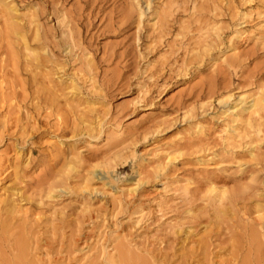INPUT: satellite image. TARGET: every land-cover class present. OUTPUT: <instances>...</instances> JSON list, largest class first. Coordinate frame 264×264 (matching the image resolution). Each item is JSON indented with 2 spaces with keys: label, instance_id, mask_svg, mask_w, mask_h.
I'll list each match as a JSON object with an SVG mask.
<instances>
[{
  "label": "rangeland",
  "instance_id": "obj_1",
  "mask_svg": "<svg viewBox=\"0 0 264 264\" xmlns=\"http://www.w3.org/2000/svg\"><path fill=\"white\" fill-rule=\"evenodd\" d=\"M0 82V264H264V0H0Z\"/></svg>",
  "mask_w": 264,
  "mask_h": 264
},
{
  "label": "bare ground",
  "instance_id": "obj_2",
  "mask_svg": "<svg viewBox=\"0 0 264 264\" xmlns=\"http://www.w3.org/2000/svg\"><path fill=\"white\" fill-rule=\"evenodd\" d=\"M12 8V7H11ZM17 13V12H16ZM143 19H144V15H143V13H141L140 14V17H139V26L138 27H140L141 26V24H142V22H143ZM33 23V22H32ZM37 32H38V30H37ZM37 34V33H36ZM62 40L69 46V47H71V49L73 48V45H72V42L74 41L73 40V37H72V35H71V33L68 31L67 32V34L66 33H64L63 34V37H62ZM34 56H36V55H34ZM227 57V56H226ZM222 59H225V58H222ZM221 59V60H222ZM226 61V60H225ZM1 83V82H0ZM4 83V82H3ZM10 88V87H9ZM12 86H11V93H12V95H7V96H9V101H15L16 102V100H17V98L19 97V95H18V93H16L15 92V90H14V88H13V90H12ZM72 91V90H71ZM36 93H38V92H36ZM4 94V93H3ZM9 94V93H8ZM2 95V94H1ZM34 95V94H33ZM32 95V96H33ZM39 95V94H38ZM38 95H34L33 96V100H37L38 99V103H37V107H39V96ZM23 96H24V98H22V101H26L27 99H28V97H29V95L27 94V92H26V94H23ZM230 97H232V95L230 96ZM242 99V98H241ZM7 100V99H6ZM223 100V99H222ZM244 100V99H243ZM242 100V101H243ZM253 100V99H252ZM1 101V100H0ZM5 101V99L4 98H2V105H4V103L6 102H4ZM221 101V100H220ZM263 102V101H262ZM261 102V103H262ZM260 102H259V99H258V101L257 100H253V104L252 105H250L251 107H252V112L253 113H259V111H260V109H261V105L259 104ZM12 104V103H11ZM19 105V104H18ZM264 105V104H263ZM3 107V106H2ZM17 107V106H16ZM237 107V106H236ZM243 108V107H242ZM241 108V109H242ZM20 109V108H19ZM231 109V108H230ZM263 109V108H262ZM244 110V109H243ZM246 110V109H245ZM237 111V109H232V113H235ZM242 111V110H241ZM262 111V110H261ZM243 112V111H242ZM249 112V111H248ZM231 113V114H232ZM244 113V112H243ZM261 113V112H260ZM249 114V113H248ZM247 116V115H246ZM254 116V115H253ZM239 117H241V116H239ZM244 117V116H243ZM248 117V116H247ZM245 118V117H244ZM253 118V117H252ZM243 119V118H242ZM247 120H248V118H247ZM237 121H238V119H237ZM240 121V120H239ZM243 121V120H242ZM243 124V123H242ZM244 125V124H243ZM247 125H248V123H247ZM20 155V154H19ZM17 156H18V154H17ZM215 187V186H214ZM4 190V195H2L1 193H0V206H2V204H5V205H7L6 204V202L8 201V198H10L9 197V195H7L6 194V191H5V189H2V191ZM129 190V189H128ZM212 190V189H211ZM210 191V190H209ZM134 192V189H130L129 190V193H133ZM211 192V191H210ZM224 192V191H223ZM211 194H214V197H215V200L219 203V202H221V201H223V198H224V193H221V191L219 192V191H215L214 189L212 190V193ZM213 197V196H212ZM11 201H9V203L11 204L9 207H8V210H9V212L10 213H14V211H15V208H17L18 207V205H17V203H16V201L14 200V199H10ZM214 200V199H213ZM216 202V204H218ZM215 203V202H214ZM18 209H19V207H18ZM139 217V216H138ZM122 246H124V245H122ZM127 246V245H126ZM22 248H21V252L20 253H22V259H23V256L25 255V257H26V251H27V245L23 242V244H22V246H21ZM123 248V247H122ZM122 248L120 249L121 250V252L124 250V249H126V248H124L123 250H122ZM128 249V248H127ZM119 250V249H118ZM106 250H103V252H105ZM28 252V251H27ZM126 252V251H125ZM125 252H122V253H124V255H125ZM105 254V253H104ZM128 254V253H127ZM126 254V255H127ZM18 255V257H19V254H17ZM107 255L109 256V253L107 252ZM110 255H111V253H110ZM115 255V254H114ZM122 255V254H121ZM124 255H122V259L123 258H125V256ZM28 256V255H27ZM119 256V255H118ZM18 257H16L17 259H18ZM104 257H106V256H104ZM120 257V256H119ZM20 258V257H19ZM126 258H128L127 256H126ZM106 259V258H105ZM108 259V258H107ZM115 257H113V256H110L109 257V261H110V263L109 264H111V263H113V264H116V261H115ZM118 259H120V258H118ZM129 259V258H128ZM121 260V259H120ZM146 260V259H145ZM144 260V261H145ZM18 261H20L19 259H18ZM106 261V260H105ZM108 261V262H109ZM119 261V260H118ZM128 260L126 259V262H127ZM125 262V263H126ZM18 263V262H17ZM119 263H121V262H119ZM118 263V264H119ZM24 264V263H23ZM127 264V263H126ZM143 264V263H142Z\"/></svg>",
  "mask_w": 264,
  "mask_h": 264
}]
</instances>
